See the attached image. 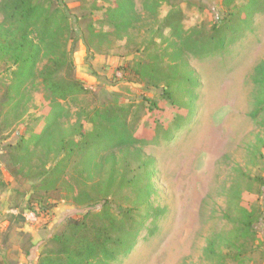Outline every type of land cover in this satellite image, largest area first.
Instances as JSON below:
<instances>
[{
	"label": "rangeland",
	"instance_id": "obj_1",
	"mask_svg": "<svg viewBox=\"0 0 264 264\" xmlns=\"http://www.w3.org/2000/svg\"><path fill=\"white\" fill-rule=\"evenodd\" d=\"M111 1L60 0L62 10L43 45L38 76L23 92L24 106L3 110L1 264H38L44 256H67L58 253L55 237H68L70 256H76L73 251L81 242L112 234L121 210L131 208L147 190L149 205L161 213L141 226L137 219L132 247L116 264H216L213 256L224 264H264V147L254 153L256 139L264 136L259 125L263 115L251 118L264 100L256 74L264 65V0L257 4L250 28L227 49L212 52H203L197 43L220 21L238 16L241 25L250 0H159L151 14L144 8L150 0H134L135 17L122 33L107 25ZM170 1L182 14L178 37L171 39L175 47L162 39L170 36L163 23L172 9ZM178 51L183 52L181 67L173 55ZM154 59L157 73H148ZM175 68L198 83L194 106L183 105L182 110L164 100V84L157 76ZM73 78L81 83V93L68 92ZM11 83L0 59V96ZM51 84L59 89L55 94ZM186 101L187 95L182 103ZM50 102H59L66 111L59 131L42 147L32 151L31 146L23 173L14 178L5 168L8 158L2 146L32 130ZM111 105L131 107L134 138L145 145L109 150L89 165L68 160L62 144L75 146L76 129L90 128L83 123L82 110ZM43 167L54 170L41 183L33 180L36 169ZM232 188L238 196H232ZM241 209L254 214L248 237H241L237 225ZM71 222H78V228L71 230ZM154 225L157 232L148 237ZM212 240L214 254L208 255Z\"/></svg>",
	"mask_w": 264,
	"mask_h": 264
},
{
	"label": "trees",
	"instance_id": "obj_2",
	"mask_svg": "<svg viewBox=\"0 0 264 264\" xmlns=\"http://www.w3.org/2000/svg\"><path fill=\"white\" fill-rule=\"evenodd\" d=\"M159 0H150L146 2L144 8L148 13H154ZM261 0H250L246 6L243 7V14H247V19L243 20L241 25H238L240 20H236L238 16L220 21L218 26H212L210 34L204 42H198L197 47L203 52H212L227 49V46L233 43L234 38H238L241 33L248 30L252 23V14L257 9V4ZM135 2L134 0H112L111 6L106 10L108 24L111 25L112 32L122 33L126 32L132 25L135 17ZM171 10L164 18V27L168 29L170 36L163 37L162 39L168 42L169 46H176L175 41L171 39L178 37L181 29L182 14L177 8V3H171ZM60 0H0V59H3L5 70L10 74L12 83L7 86L2 95L0 96V119L3 116V110L11 107L10 109L18 106H24L23 92L33 84L34 79L37 78V67L40 62L43 45L46 40L51 36L53 27L57 21L58 11L62 10ZM77 20V19H76ZM89 29V28H88ZM34 33H36L34 35ZM69 34L73 38L74 31L69 29ZM34 35V36H33ZM192 51L190 48H186ZM202 52V51H201ZM175 61H181L180 67L184 64L182 62L183 52H175ZM156 59L152 60L148 67V73H157L155 68ZM178 69V70H177ZM175 68L170 74H161L157 76L162 78L164 89L161 92L162 97L170 105L182 110L183 105L192 107L195 100V88L198 86L196 79L185 76V73ZM257 77L260 79L261 84L264 86V65L256 69ZM156 80V79H155ZM148 81V80H147ZM154 83V81L152 80ZM153 87H158L156 82L152 84ZM69 93H81L83 91L82 85L74 78L69 82ZM49 90L55 94L59 89L57 85L51 84ZM63 93L62 98L66 99ZM187 95L186 103H182V99ZM132 109L129 105L118 106L111 105L104 108H93L91 111L82 110L83 123L89 125V129H85L82 125L76 129L75 146H67L62 144L61 149L68 152L67 159H77L78 163L85 165L91 164L97 159L106 157L105 154L109 150L124 149L134 144L145 145L143 139L134 138V128L129 118L132 115ZM65 109L59 102H50L45 112L39 118H35V123L32 130L25 131L19 135L14 141L6 142L3 144L2 149L8 158L5 165L6 170L14 177L17 178L23 173L21 167L24 160L29 155V149L32 146V151L35 148H40L45 143L46 139L51 136L54 131H59L58 125L63 117ZM263 115L262 121L259 122L260 129L264 135V100H261L256 105L251 113L252 120L256 121L257 118ZM77 116H81L78 113ZM56 132V133H57ZM0 128V134H1ZM154 137L152 141H157ZM48 147H50L48 145ZM258 147H264V136L256 139V150ZM62 149V150H63ZM259 154V153H258ZM24 164V163H23ZM151 164H145L150 166ZM21 167V168H20ZM54 167L49 169L38 168L34 172L32 170V179L40 183L49 175L52 174ZM145 176L148 177L150 172L147 173L145 169ZM152 173V171H151ZM258 181V179H254ZM36 185V184H35ZM232 196H238V190L232 188ZM150 190L142 192L138 196V201L134 202L133 206L128 210H121L116 223L113 224V233L107 235H97L94 241L81 242L80 246L73 252L76 256H70L69 253V238L65 241L58 240L57 237L53 242L59 247L58 253H66L67 256H44L38 264H116L120 254H127L132 247L130 244V237L134 233L137 219H141L140 226L145 221L150 220L154 222L161 213L158 208H152L149 205L148 197ZM33 201V200H32ZM136 215H133V214ZM138 213V215H137ZM254 220L253 212L241 209L240 216L237 219V225H240L239 232L241 237H248V233L252 230V223ZM129 225V226H128ZM78 222H71V230L77 229ZM156 226L148 229L147 236L153 237L157 230ZM221 240L220 238H218ZM222 242L223 239L221 240ZM215 241L212 240L208 244L206 253L208 255L214 254ZM241 253V252H240ZM238 253L236 258L240 257ZM212 257V256H208ZM218 256H213L216 264H224ZM221 261V262H220ZM1 264V262H0Z\"/></svg>",
	"mask_w": 264,
	"mask_h": 264
}]
</instances>
